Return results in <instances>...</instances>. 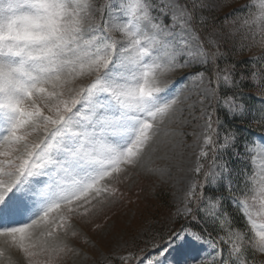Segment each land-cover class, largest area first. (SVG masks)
I'll list each match as a JSON object with an SVG mask.
<instances>
[{
  "label": "rangeland",
  "instance_id": "obj_1",
  "mask_svg": "<svg viewBox=\"0 0 264 264\" xmlns=\"http://www.w3.org/2000/svg\"><path fill=\"white\" fill-rule=\"evenodd\" d=\"M263 55L264 0H0V264H264V132L243 142L246 222L216 227L227 259L187 224L227 170L209 60L234 86L251 59L263 92Z\"/></svg>",
  "mask_w": 264,
  "mask_h": 264
},
{
  "label": "trees",
  "instance_id": "obj_2",
  "mask_svg": "<svg viewBox=\"0 0 264 264\" xmlns=\"http://www.w3.org/2000/svg\"><path fill=\"white\" fill-rule=\"evenodd\" d=\"M192 11L193 7H191ZM218 53L219 49L216 51L214 49L213 53ZM216 53V54H217ZM264 55L260 57L259 60H263ZM210 62V72L212 71L214 66L219 68L221 64V58L218 57L214 59V62L209 60ZM235 74L234 77V86L227 85L224 81H219L218 84V93H217V103H216V116L214 118V129H215V161L224 162V167L227 168L226 173H223V176L217 178L213 181L208 182L205 180L203 185V197L201 200H206V196L208 195H217L219 198L218 210L215 214H211L214 219L207 217L204 214H201V210L203 208V202H200L199 208L195 210L196 218L198 221L191 222L195 228L200 230V232H204L203 229L211 232L219 236L217 232H219L216 227H224L228 223H232L233 225H237L242 228V224L246 222L244 212L242 211L243 203L240 200V195L236 192L237 188L243 187L244 185V172L248 170L252 171V167L250 166L249 159L246 158V152L243 150V142L251 140L253 136L257 133L264 132V91L261 89L258 91H252L251 85H249V81L245 80V76L242 75L241 72H244L250 66L251 59H242L239 62L237 60L231 61ZM256 64H259L256 62ZM264 80V75H263ZM264 84V83H263ZM231 88V89H230ZM260 88H263L261 85ZM246 89V90H245ZM234 93L236 97L240 99L244 103L245 114L247 115H232L228 112L227 108H225V104L223 101L224 95L228 93ZM218 102L222 104V107L219 106ZM254 110V111H253ZM253 112V113H252ZM249 113H252L249 114ZM251 117V118H248ZM231 129L233 133L236 135V139L232 146H224L222 147L219 142V132L220 130ZM231 136V135H230ZM229 168V169H228ZM224 181H226V186ZM235 185V188L232 189V186ZM231 188V191H226V188ZM227 213V215L225 214ZM225 220V224L221 222V219ZM215 220V221H214ZM221 223V224H220ZM204 234V233H203ZM227 251L225 250V259H226ZM231 264H236L235 259L231 258Z\"/></svg>",
  "mask_w": 264,
  "mask_h": 264
}]
</instances>
